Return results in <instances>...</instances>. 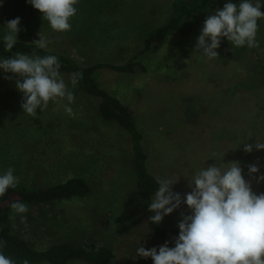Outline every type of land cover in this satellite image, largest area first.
Listing matches in <instances>:
<instances>
[{
    "label": "rangeland",
    "instance_id": "374dc122",
    "mask_svg": "<svg viewBox=\"0 0 264 264\" xmlns=\"http://www.w3.org/2000/svg\"><path fill=\"white\" fill-rule=\"evenodd\" d=\"M184 1L79 0L70 20L78 28L55 32L27 0H0V35L7 21L19 17L18 36L30 41L43 36L49 50L84 66H125L143 49L147 34L166 25L173 7ZM228 2L237 0H219L213 10ZM261 4L264 10V0ZM206 17L187 18L159 50L141 56L137 61L146 70L105 69L95 78L134 110L148 171L157 180L177 181L174 192L182 196L190 192L189 183L202 168L239 162L245 180L260 194L264 181L258 183L257 178L264 175V149L246 153L244 144L264 143V19L258 23V48H237L224 38L219 57L209 60L195 49ZM15 80L0 69V174L11 167L29 189L71 177L85 179L91 188L83 199L29 207L24 214L12 211L16 233L39 251L92 240L113 251L115 259L109 264H153L151 258L137 257L136 249L159 248L165 242L174 247L177 235L162 238L151 228L135 186L130 137L119 126L101 121L97 101L74 94L70 105L74 116L65 112L66 100H57L43 112L37 109L33 117L21 108L23 96ZM249 165H256L259 172L249 175ZM182 213L191 214L188 208H179L165 216L159 228L179 232Z\"/></svg>",
    "mask_w": 264,
    "mask_h": 264
},
{
    "label": "clouds",
    "instance_id": "9594fccd",
    "mask_svg": "<svg viewBox=\"0 0 264 264\" xmlns=\"http://www.w3.org/2000/svg\"><path fill=\"white\" fill-rule=\"evenodd\" d=\"M27 2L42 14V19L52 30L66 32L71 29L70 20L77 13L75 5L79 0ZM261 7V0L224 4L222 9L207 15L195 49L212 60L219 57L217 49L224 38L237 48H258V21L264 19ZM19 25L20 18L17 17L4 26L6 52H10L18 41ZM32 43L44 50L49 41L39 35V39ZM60 68L61 64L54 55L16 52L10 58L0 59V69L16 77V88L23 96V112L33 117L37 115V109L43 112L50 101L57 100H66L65 112L69 116L75 115L70 107L74 93L65 83ZM80 78L82 73L70 75L73 87ZM253 148L264 149V143L244 144L246 153L252 152ZM248 169L249 175L259 172L256 165H249ZM261 181H264V175L257 178L258 183ZM18 182L19 178L11 167L0 174V197L10 188H16ZM176 182L168 178L158 179V189L148 204V211L153 213L149 222L156 225L182 204L187 206L191 214H181L175 246L169 247L168 242L159 248L140 246L136 249L137 257L151 258L153 264H264V193L257 194L252 190L239 162L213 163L196 171L189 183L191 191L184 196L173 191ZM10 207L14 214L28 212V206L23 202H14ZM25 220L26 217L21 215V221ZM3 247L4 243L0 242V248ZM0 264H16V261L0 251ZM23 264H29V261L25 259Z\"/></svg>",
    "mask_w": 264,
    "mask_h": 264
},
{
    "label": "trees",
    "instance_id": "16d2710c",
    "mask_svg": "<svg viewBox=\"0 0 264 264\" xmlns=\"http://www.w3.org/2000/svg\"><path fill=\"white\" fill-rule=\"evenodd\" d=\"M239 2L240 0H237L236 4ZM218 5L219 0H187L174 6V13L169 22L150 31L144 40L143 49L125 66H115L109 63L84 66L71 56L51 51L48 48L44 50L38 49L32 43L33 41L21 36H18V41L13 49L10 52H6L4 50L3 36L0 35V59L10 58L16 52L28 55L35 53L40 56L54 55L61 64L60 73L64 81L70 82L69 78L73 73H82V78L75 85L77 91L74 94L81 96L84 100L97 101L101 121L104 124L119 126L130 137L136 174L135 186L140 199L145 203L149 218L153 213L148 211V204L151 203L154 193L158 189V180L152 176L146 166L148 156L142 146L144 137L136 123L135 112L130 106L103 89L95 78L96 73L105 69L119 73H133L136 67L146 70L137 61L141 56L159 50L167 37L178 30L187 18H194L199 14L211 15L214 12L213 9L218 7ZM77 28L76 24H71L70 31ZM263 79L264 77L261 79L262 82ZM22 184L18 182L16 188H10L3 197H0V242L4 243V247L0 248V251L6 256L11 257L16 261V264H23L25 259L29 261V264H69L75 261H84L88 264H109L115 259L112 250L92 240H85L79 244L58 243L46 250L39 251L16 233L17 231L14 229L11 219L12 209L10 207L12 203L23 202L27 204L28 208L53 207L76 198L83 199L91 193V188L85 179L71 177L55 185L40 189H29ZM261 193H264V188H262ZM180 208H187V206L182 204ZM149 223L151 228L155 229L154 231L162 238H166L170 233L179 235L176 230L163 231L158 225Z\"/></svg>",
    "mask_w": 264,
    "mask_h": 264
}]
</instances>
